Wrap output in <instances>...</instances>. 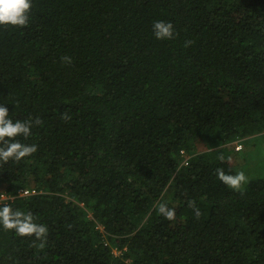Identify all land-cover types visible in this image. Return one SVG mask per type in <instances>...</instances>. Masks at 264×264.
Returning <instances> with one entry per match:
<instances>
[{"label": "trees", "instance_id": "trees-1", "mask_svg": "<svg viewBox=\"0 0 264 264\" xmlns=\"http://www.w3.org/2000/svg\"><path fill=\"white\" fill-rule=\"evenodd\" d=\"M31 3L0 25V104L43 123L18 138L35 153L0 162V194L48 235L0 226V264H264V176L237 192L216 175L264 133V0Z\"/></svg>", "mask_w": 264, "mask_h": 264}, {"label": "clouds", "instance_id": "clouds-1", "mask_svg": "<svg viewBox=\"0 0 264 264\" xmlns=\"http://www.w3.org/2000/svg\"><path fill=\"white\" fill-rule=\"evenodd\" d=\"M31 0H0V25H11L25 27L29 21L31 11ZM153 35L157 40L172 39L174 37V26L172 22L155 21L152 24ZM192 42L186 41L185 46ZM64 62H70V57L61 58ZM61 118L70 119L68 113H62ZM43 121L39 118H28L25 120L9 118V109L0 104V162L6 164L8 161H20L31 156L37 151L35 144H24L18 139H27L32 133L33 125H40ZM217 178L234 191H241L248 182V177L243 171L235 175L225 174L222 169H216ZM193 207L196 216H200V210L195 207L194 201L188 202ZM159 214L171 221L175 219L176 213L166 203H159L157 206ZM0 226L5 230H14L18 236L35 237L40 241V248H43L48 235V228L45 224L37 223L31 211L15 210L10 204L0 202Z\"/></svg>", "mask_w": 264, "mask_h": 264}, {"label": "rangeland", "instance_id": "rangeland-1", "mask_svg": "<svg viewBox=\"0 0 264 264\" xmlns=\"http://www.w3.org/2000/svg\"><path fill=\"white\" fill-rule=\"evenodd\" d=\"M239 145L242 149L237 152ZM227 146V152H231L228 153V158L236 166V173L243 171L248 180L251 177L264 176V133L238 139ZM237 160H242L241 166L236 163Z\"/></svg>", "mask_w": 264, "mask_h": 264}, {"label": "built area", "instance_id": "built-area-1", "mask_svg": "<svg viewBox=\"0 0 264 264\" xmlns=\"http://www.w3.org/2000/svg\"><path fill=\"white\" fill-rule=\"evenodd\" d=\"M240 145L237 146V149H240ZM35 192V189H29V188H21L18 190V195L20 196H26L29 194H32ZM13 197L11 195H8L6 193H1L0 194V202H7L8 200L12 199ZM115 253H117V251H115Z\"/></svg>", "mask_w": 264, "mask_h": 264}]
</instances>
